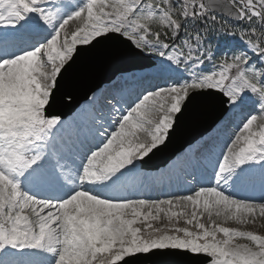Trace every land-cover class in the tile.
Returning a JSON list of instances; mask_svg holds the SVG:
<instances>
[{"label":"snow or ice","instance_id":"1","mask_svg":"<svg viewBox=\"0 0 264 264\" xmlns=\"http://www.w3.org/2000/svg\"><path fill=\"white\" fill-rule=\"evenodd\" d=\"M254 165L264 0H0V264H264Z\"/></svg>","mask_w":264,"mask_h":264},{"label":"water","instance_id":"2","mask_svg":"<svg viewBox=\"0 0 264 264\" xmlns=\"http://www.w3.org/2000/svg\"><path fill=\"white\" fill-rule=\"evenodd\" d=\"M226 3L227 0H224ZM103 78V73H97L94 80H85L83 81L79 87L76 89V92L74 95L76 96L77 100H80V96L83 94V91L87 89L88 86H90L91 83L97 82L100 79ZM211 121L208 120L199 126H193L191 124L186 125L185 130L179 134L177 137L173 139V142L169 145L168 149L165 150L163 160L161 163H164V161L169 157L173 156L174 153H176L178 150L182 148V146H186V141L190 139L193 135H196L197 133L204 132L205 129L208 127V124Z\"/></svg>","mask_w":264,"mask_h":264},{"label":"trees","instance_id":"3","mask_svg":"<svg viewBox=\"0 0 264 264\" xmlns=\"http://www.w3.org/2000/svg\"><path fill=\"white\" fill-rule=\"evenodd\" d=\"M235 38L227 34H213L211 42L214 46V51L220 54L222 51L227 50V45Z\"/></svg>","mask_w":264,"mask_h":264},{"label":"rangeland","instance_id":"4","mask_svg":"<svg viewBox=\"0 0 264 264\" xmlns=\"http://www.w3.org/2000/svg\"><path fill=\"white\" fill-rule=\"evenodd\" d=\"M158 158H160V156H159ZM158 158H157L153 163L158 162V161H159ZM252 168H253V171L250 173V175H251L252 177H254V178L256 177V175L260 176L259 167L254 165V166H252ZM248 182H251V184L254 183L253 179L250 180V181H248ZM260 186H261V185H260ZM248 230L261 231L260 226H259V222L257 223V225H256L255 227H251V226H250V227L248 228Z\"/></svg>","mask_w":264,"mask_h":264}]
</instances>
